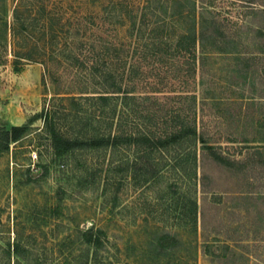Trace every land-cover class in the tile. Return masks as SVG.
<instances>
[{"label": "rangeland", "instance_id": "rangeland-1", "mask_svg": "<svg viewBox=\"0 0 264 264\" xmlns=\"http://www.w3.org/2000/svg\"><path fill=\"white\" fill-rule=\"evenodd\" d=\"M15 6L32 18L20 33ZM193 25L207 34L184 84L176 55L141 45ZM110 85L106 103L90 98ZM43 107L68 137L115 132L111 116L159 134L190 123L205 143L58 155ZM28 121L0 152V264H264V0H0V127ZM203 145L251 163L217 164Z\"/></svg>", "mask_w": 264, "mask_h": 264}, {"label": "trees", "instance_id": "trees-1", "mask_svg": "<svg viewBox=\"0 0 264 264\" xmlns=\"http://www.w3.org/2000/svg\"><path fill=\"white\" fill-rule=\"evenodd\" d=\"M21 6H15L13 9V21L17 27L14 28L13 31L16 32L18 30V33L21 32V30L26 26L25 24L30 18L31 14L25 15L23 12H21ZM126 13L129 15L130 10H126ZM35 19V17L33 18ZM163 22L156 21L155 26L158 28L162 27ZM209 31V29H208ZM212 33L213 38L216 40H219V37L222 34V27L219 25V22L217 20H213L212 25ZM207 32L204 31V27H201V30L198 29L196 25H193V28L190 29L187 32L180 33L176 40L171 41H165L164 39H161L158 35H149L146 38V43H143L141 46L143 47L144 55L148 53L149 45L152 46V48H155L154 51L151 52V54L154 55V57H158V60H162L159 56L161 52L167 53L169 52L170 56H177L176 58V71L182 78L180 79L182 83L186 84L187 79L190 77H193L197 70V51L195 50L197 48V45L199 46L203 40H205ZM147 40L151 41V43L147 42ZM163 45L165 47L160 48V46ZM159 47V48H157ZM82 49V48H81ZM80 49V50H81ZM145 50L147 51L145 53ZM79 51V50H78ZM77 55V54H76ZM187 55V57L185 56ZM183 57V59H180ZM72 61L74 63H78L81 68H89V72L92 76L97 75V73L100 71L95 63L92 61V65L88 64L86 60H80L78 57H72ZM163 61V60H162ZM88 64V65H87ZM15 67V70L18 71L19 67L18 64ZM142 66L144 64H141ZM141 66V67H142ZM140 65H137L134 69H139ZM160 70V69H159ZM184 72V73H183ZM99 74V73H98ZM156 76L160 79V84H164L163 86H166L169 82H165L168 75L157 73ZM94 78V77H93ZM111 79V76L108 77ZM114 77L112 76V80L114 81ZM113 85H110L111 89H116V91H107L105 94H99L96 98H92L97 101H101L102 103L108 101L110 98L109 95H106L108 92H120V86L114 88ZM162 86V85H161ZM110 89V90H111ZM149 92H162L159 89H152ZM128 91L126 90V97L130 96L128 95ZM39 117L42 119V122L45 125V129L50 136L52 147L55 150L56 154L61 155L64 152H67L69 150L73 149H79V148H100V147H107V146H117L121 143H124L127 145L133 144L138 147H143L147 150H154V149H160V148H166L173 144H178L185 141H193L196 142L200 141L203 144L205 143V139L202 136V133L197 129V126L188 124V123H181L179 126L175 129H170L167 131H164V133H155V132H148V131H131L126 128V130L123 129V126H126L127 119H120L119 122H116L113 120V117L107 116L109 118L108 120V126L111 128H115V132H109L107 134H95L90 137H68L64 136L60 130L57 127V124L55 122L53 111L49 108H42ZM30 122L23 124V125H12L8 128L6 127H0V152L3 150L8 149V146L11 142L18 140L21 136L25 134L27 131V128L29 126ZM125 124V125H124ZM203 149L208 150V154L211 156V158L220 165H225L230 168H234L236 170H242L245 168L248 164L251 163V161H242L240 159H231L229 157H226L221 152H218L217 150L213 149L210 145H203ZM204 157H202L203 159ZM196 159V156H195ZM203 178V176H202ZM103 232L99 229L93 230V228H90L84 232V240L85 242L91 244L92 246L99 247L100 245V234Z\"/></svg>", "mask_w": 264, "mask_h": 264}]
</instances>
